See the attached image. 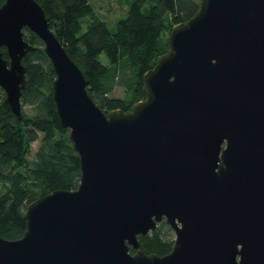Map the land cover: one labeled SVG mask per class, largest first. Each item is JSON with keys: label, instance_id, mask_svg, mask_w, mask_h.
<instances>
[{"label": "water", "instance_id": "water-1", "mask_svg": "<svg viewBox=\"0 0 264 264\" xmlns=\"http://www.w3.org/2000/svg\"><path fill=\"white\" fill-rule=\"evenodd\" d=\"M25 28L53 67L80 176L26 204L23 234L0 236V264H264V0H199L127 110L98 105L37 0H4L0 87L17 117L35 49ZM162 219L171 249L145 252L138 234Z\"/></svg>", "mask_w": 264, "mask_h": 264}, {"label": "trees", "instance_id": "trees-1", "mask_svg": "<svg viewBox=\"0 0 264 264\" xmlns=\"http://www.w3.org/2000/svg\"><path fill=\"white\" fill-rule=\"evenodd\" d=\"M37 1L70 56L87 75L89 91L105 111L127 110L133 102L144 98L143 73L167 49L171 26L191 16L199 3L130 0L126 13L110 26L96 14L90 0ZM24 36L35 49L22 56L26 82L21 103L34 106L35 113L28 115L22 111V117H17L0 87V236L11 239L20 237L26 228L24 212L28 202L56 188H74L80 176L79 156L55 108L53 67L43 51L42 40L29 28H25ZM1 52L8 56L4 47ZM120 81L130 91L125 98L110 95ZM38 133L41 141L29 160L30 143ZM164 224L161 220L155 229L138 234L141 249L157 254L171 249L173 239L161 231Z\"/></svg>", "mask_w": 264, "mask_h": 264}, {"label": "rangeland", "instance_id": "rangeland-1", "mask_svg": "<svg viewBox=\"0 0 264 264\" xmlns=\"http://www.w3.org/2000/svg\"><path fill=\"white\" fill-rule=\"evenodd\" d=\"M95 8L96 14L106 19L110 26H113L117 18L126 13L127 7L130 0H90ZM25 31V30H24ZM101 58L106 61V56L101 55ZM120 72V71H119ZM121 73V72H120ZM4 91V90H3ZM130 91H127V87L123 82H117L114 88L110 92V95L120 96L125 98L129 96ZM22 111L25 114L31 115L35 113V108L29 104H22ZM41 141V134L35 140L30 143V149L27 153V158L29 160L33 159V155ZM162 234L170 238H174V230L166 223L161 228Z\"/></svg>", "mask_w": 264, "mask_h": 264}, {"label": "flooded vegetation", "instance_id": "flooded-vegetation-1", "mask_svg": "<svg viewBox=\"0 0 264 264\" xmlns=\"http://www.w3.org/2000/svg\"><path fill=\"white\" fill-rule=\"evenodd\" d=\"M162 220H164V219H162ZM161 221V220H160ZM160 221H158V222H160ZM165 221V220H164ZM158 222H157V225H158ZM166 223V222H165ZM168 224V223H167ZM169 225V224H168ZM170 226V225H169ZM171 227V226H170ZM171 229H173L172 227H171ZM175 233V232H174ZM175 236V235H174ZM174 239V238H173Z\"/></svg>", "mask_w": 264, "mask_h": 264}]
</instances>
